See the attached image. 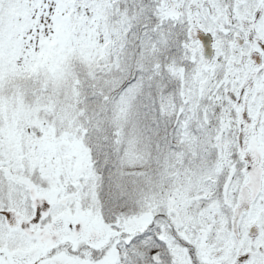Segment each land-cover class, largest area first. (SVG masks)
<instances>
[{
	"label": "snow or ice",
	"instance_id": "snow-or-ice-1",
	"mask_svg": "<svg viewBox=\"0 0 264 264\" xmlns=\"http://www.w3.org/2000/svg\"><path fill=\"white\" fill-rule=\"evenodd\" d=\"M0 264H264V0H0Z\"/></svg>",
	"mask_w": 264,
	"mask_h": 264
}]
</instances>
